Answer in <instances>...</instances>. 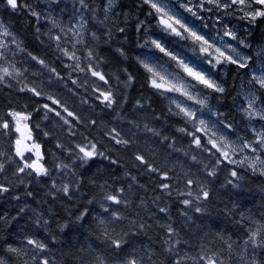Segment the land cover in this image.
<instances>
[{
    "label": "trees",
    "instance_id": "1",
    "mask_svg": "<svg viewBox=\"0 0 264 264\" xmlns=\"http://www.w3.org/2000/svg\"><path fill=\"white\" fill-rule=\"evenodd\" d=\"M25 2L40 13L39 20L27 11L13 12L0 0V22L20 44L17 48L11 42L12 37L4 38L8 41L6 61H0V66L9 67L10 71L14 66L20 73L0 83V164L4 166L0 185L9 189L0 193L3 218L0 219V258L6 264H25V261L39 264L41 257L48 258L50 264H93L96 255H104L118 262L119 258L103 241L98 226V219L109 215L101 207L106 203L110 211L118 209L125 217L116 222V230L126 234L124 258L136 255L143 257L144 264H171L165 244L169 239L166 228L171 225L178 236L171 237L170 242L179 240L176 248L182 255L215 253L226 264H253V261L264 264V248L245 249L243 244L248 232L257 223H264V175L253 172L247 160L241 165L221 157L207 143L208 135L197 132L196 125L171 104L168 96L151 86V75L144 67V61L150 58L180 74L175 61L152 41L168 52L191 42L163 30L158 14L143 0H114L107 18L104 12L107 0H85L88 9H82L79 0ZM219 13L202 8L195 22L203 25L207 34L215 30L232 31L248 46L229 40L252 61L245 69L226 61L215 67L205 64V71L225 91L215 92L194 83L205 105L193 108L215 136L223 135L239 144L241 140L255 139L253 129L264 130V121L258 118L249 121L241 110L247 107L245 97L249 90L261 97L256 107H264L261 96L264 90L250 83L253 74L264 73V18L249 23L239 17L224 19ZM81 16L87 21L84 28H80ZM56 36L61 39L57 41ZM78 39L82 43H77ZM65 49L75 52L84 71L75 68L77 61L64 55ZM33 56L37 59H32ZM91 71L103 74L108 83L92 76ZM30 88L41 94L35 95ZM101 91L113 94L116 102L111 107L102 102ZM53 100L58 104H53ZM44 105L54 111H48ZM65 108L76 119L68 116ZM11 112L28 116L20 122V131L15 130ZM4 122H8L7 129ZM225 124L231 128H225ZM145 125L160 134L153 135L145 130ZM113 128L131 141L128 147L116 144L109 137L107 133ZM181 128L185 131H179ZM189 133L202 137L201 143L209 151L197 148ZM17 139L21 141L19 148L24 159L44 165L49 170L48 176L38 177L31 169L18 172L24 161L16 155ZM90 143L96 144L108 159L101 156L87 162L79 159L83 154L77 146ZM34 145H39V149ZM137 153L159 172H147L135 160ZM252 155L245 150L231 159L240 161ZM112 160L117 163L113 164ZM212 170L215 175L208 176ZM232 171L237 172V177L231 175ZM160 173H167L168 179H162ZM189 179L198 182L192 185L194 194L202 187L209 192V198L186 208L182 200L191 197L180 193L188 190ZM163 183H169L170 189L161 190L159 185ZM64 184L70 186L71 198L58 191ZM121 188L128 202L126 206L103 201L104 192L116 193ZM197 204L202 209L199 213L195 211ZM160 208L166 211L161 212ZM85 209L88 215L78 221L77 216ZM45 220L47 224L43 223ZM27 238L47 245L48 250L40 252L36 261L32 257L39 250L28 245ZM229 241L231 254L227 248ZM10 246L23 249V254H10L7 251Z\"/></svg>",
    "mask_w": 264,
    "mask_h": 264
},
{
    "label": "snow or ice",
    "instance_id": "2",
    "mask_svg": "<svg viewBox=\"0 0 264 264\" xmlns=\"http://www.w3.org/2000/svg\"><path fill=\"white\" fill-rule=\"evenodd\" d=\"M7 7H9L13 12H19V11H27L31 16L36 17L37 20L40 19V13L35 11L31 5L27 4L25 0H4ZM53 2H59V0H53ZM80 6L82 9H88L89 5L85 2V0H79ZM145 4H148L157 14H158V22L159 25L163 26L164 30L169 31L170 33L175 34L176 36L181 37V39H185L187 37H190L193 42H198L201 45L200 51L206 52L209 48H212L213 45L209 44L208 41L202 36L199 35L194 29L189 28L185 23H183L180 19L176 18L175 15L170 14V10H167V5L164 3V0H143ZM208 3L214 4L216 7L220 8L223 7L225 9L232 7V5H236L237 8L236 11L242 12L243 15L239 17L240 19H247L249 23H254L258 18H264V0H225V3L221 4L220 0H207ZM114 6V0H107V6L104 8V12L106 14L109 10ZM258 6V7H257ZM189 12H192L191 8L186 9ZM193 15H196V13L193 12ZM199 18V17H197ZM81 23L80 28H84L87 21L84 20V17L81 16ZM179 29L183 30V33H187V37H185L180 31H178L177 27ZM139 30V29H138ZM76 34L79 36L80 32L79 29H76ZM121 32L124 31V29H120ZM225 36L230 37L233 40H237V43L240 45H244L247 47L248 45L244 40L237 39V36L232 31H226L224 33ZM12 37L11 42L16 44V47L19 48L20 44L16 41L15 35L9 31V28L5 26L2 22H0V61H6V54L5 50L8 47V41L4 38ZM93 38H95V34L93 33ZM55 39L59 41L61 39L60 36H56ZM77 43H82L81 39H78L76 41ZM152 43L160 49L161 52L167 53L165 49L158 43L157 41H152ZM206 45V47H204ZM223 48H226L227 51L231 54L226 55L225 51L221 49V47H217L214 49V51L218 54V57L216 58V64H222L223 62H227L229 64L236 65L239 69H245L248 67V62L251 59V57L242 56L235 47H232L231 45H222ZM23 50V49H21ZM124 53L121 52V55ZM64 55L68 56L69 59H74L77 61L75 64V68L79 71H84L85 69L81 67L79 61V57L76 56L75 52L69 53L66 49L64 50ZM92 56V53L89 52L88 58L90 59ZM235 57V58H234ZM32 59H37L35 56L32 57ZM172 59H176L175 56L172 57ZM39 63L43 64V61H38ZM180 66L183 68V70L187 73L189 77L192 78V80L196 81L197 84L202 85L204 88L211 89L215 92L223 93L225 89L217 84L214 80H212L209 76L206 74L196 71L194 68L189 67L187 64H184L183 61H178ZM145 69L151 74V86L158 91H164V92H176L179 93L181 96H184L186 100H192L194 103H198L201 106L205 105V99L198 98L197 95H193L191 90L196 89V85L180 82L179 84H173L168 81H165L163 77H159L158 74L154 71L152 67H150L147 63L144 64ZM215 67V65H213ZM20 73L15 70L13 66V70L10 71L9 67L7 66H0V83H3L5 81V78H14V75H19ZM91 75L94 77H98L101 81H104V83H108V81L105 79L104 75L101 74L98 71H91ZM129 82L132 80V77H128ZM163 81V82H158ZM75 83V81H73ZM250 83H254L255 85H258L259 89L264 90V73H261L260 75L253 74L250 80ZM24 89L22 88L21 91ZM29 91H32L35 95L39 96L41 93L37 92L35 89L30 88ZM100 95L104 98L102 102L106 104V106L111 107L112 104H114L115 98L111 91H109L107 94L103 91L100 92ZM261 96H264V93H261ZM246 101H247V107H242V112L244 115L248 118L249 121L253 119H259L261 121H264V107L257 108V102L261 99V97L257 96L256 93L249 90V93L246 95ZM175 102V101H174ZM53 104H58V101L53 100ZM45 108H48V111H54V109L48 107V105H44ZM176 107L179 108L180 113H183V115L190 120H195V112L188 107L181 106L180 103H176ZM65 112H67V115L70 117H73V119H76L74 114L71 111H68L66 108L64 109ZM13 117V119L16 122L15 130L20 131V122L22 120H27L28 116L22 115L18 112H11L9 113ZM56 115H60V112H56ZM63 119V117H61ZM66 124L69 123L67 119L64 120ZM199 124L201 127L197 128V132H204L208 133L209 129L208 126L205 124V121L203 119L199 120ZM8 122L3 123V127L5 129L8 128ZM225 128L230 129V124H225ZM145 130L150 131L153 133V135H159L160 133L156 131L155 129L149 128L147 125H145ZM179 131L184 132L185 129L181 128ZM254 135L255 139L252 141H243L241 140L239 144L235 141H229L226 136H219L216 139H213L212 137L215 136V132L212 133L211 136H209V139L207 141L208 144L212 145V148L215 149L217 153L220 154L221 157L228 160L230 163H239L241 165L244 164L245 160L248 161V167L253 171L259 173L261 175H264V130H255ZM109 137L118 145H122L124 147H128L131 141L124 139L120 132L113 128L109 133H107ZM189 135H192L193 142L196 145L197 148H200L202 151H209L202 143V137L195 136L193 133H189ZM164 139H167V137H164ZM17 151L16 155L20 156L21 159L24 161L23 167L18 168V172L23 173L25 169H31L32 172H35L36 175L39 176H48L49 170L42 164H40L38 161H31L25 160L22 151L19 148V145L21 144V141L17 139ZM35 148L39 149V145H34ZM79 148V152L82 153V156H79V159L82 161L87 162L88 160L94 159L96 156L104 157L105 159H108V157L105 156L104 152L98 151L97 145L94 143L86 144L83 146H77ZM245 150L251 152L253 155L251 158L245 157L244 160L236 161L232 160L231 157L234 155H237L240 152H244ZM38 159L39 153L37 152ZM196 158L193 157V160ZM135 160L139 162L140 165L145 166V170L147 172L153 173V172H159L157 168H155L153 165L148 163V161L145 159V157L139 153L135 154ZM113 164L117 163V161L112 160ZM219 159L217 160V163H219ZM64 168H67L68 165H63ZM3 164H0V172L3 171ZM31 175V173H29ZM215 170L209 171L208 176H214ZM231 175L233 177H237V172L232 171ZM160 176L162 179L167 180L168 176L167 173H160ZM133 182L136 181V177L131 178ZM194 183H198L196 181H193L189 179L187 181L188 190L184 193H180V195H187L188 197H191V199H184L182 200V204L187 208L189 206H193L195 202H199L200 200H206L209 198V192L205 190L204 188L200 187L199 190L194 194V192L191 190L192 185ZM229 183L231 184L232 181L230 180ZM53 187H56L54 184ZM103 187V186H102ZM161 190L170 189L171 185L169 183H163L159 185ZM9 189L7 187H4L3 185H0V193L8 192ZM58 191H62L65 196H70V186L68 184H64L61 188L58 189ZM123 192L124 189L121 188L116 191V193H113L111 191H106L103 194V201L105 202H111V204L115 205H127V200L123 198ZM172 193L169 191L168 195H171ZM31 195V193H29ZM19 199V197H16ZM91 203V201H89ZM101 207L103 208V211L105 213H109L107 217H100L98 219V226L101 228V236L103 241L107 244V246L112 250L113 254L119 258L118 262L111 259V257L104 256V255H96L93 261V264H144L143 257H139L136 255H130L127 258H124L122 255V252L124 250V246L127 243L125 239V233L118 232L116 230V222L125 219L123 217L118 209H113L110 211V206L106 203H102ZM161 212H165V208H160ZM196 212H201V207L195 206ZM88 215V210L85 209L80 215L77 216L78 221L84 220L85 216ZM0 219H3L0 217ZM41 222L40 218L37 219V224ZM43 223L47 224V221H43ZM143 227V226H141ZM167 234L168 238L165 240L166 252L169 254L171 258V264H188L190 261L191 264H200L201 261L204 262V264H226L224 259H221L218 254L213 255H206V254H200L198 253L196 256H189L187 253H184L183 255L181 252L176 248V244L179 243V240H176L175 243H171V237L174 235L178 236V233H176V230L172 228L171 225H168L167 228ZM26 243L28 245H31L34 249H38L39 252L35 253L32 257L33 261H36L37 256L40 252H46L47 245L43 242H41L38 239L34 238H27ZM243 244L245 246V249L247 247L252 248H264V223H257L256 226L251 229L248 232L247 239L243 241ZM227 248L229 254L232 252V243L229 241L227 243ZM7 251L10 254H14L16 256H21L23 254V249L16 248V247H8ZM151 260L152 257H149ZM243 259V257H241ZM0 264H6V261L2 258H0ZM25 264H27V261H25ZM39 264H50V261L46 257H41ZM253 264L255 262L253 261Z\"/></svg>",
    "mask_w": 264,
    "mask_h": 264
},
{
    "label": "rangeland",
    "instance_id": "3",
    "mask_svg": "<svg viewBox=\"0 0 264 264\" xmlns=\"http://www.w3.org/2000/svg\"><path fill=\"white\" fill-rule=\"evenodd\" d=\"M170 1H173V3H171ZM164 3L167 5V10H170V14L175 15L176 18L180 19L189 28L194 29L199 35H202L208 41L209 44L213 45V47L209 48L206 52H201L200 51L201 45L198 42H193V40L190 37H187V33H183V30L179 29V27L176 26L178 31L182 32L187 37V39L191 42V44H185L183 46L180 45L181 48H179V50L174 49L173 52H171L172 49L168 52L164 48V46L162 45L161 46L165 49L167 53H169L168 54L169 57L171 58L173 56L176 57V59L175 60L173 59V60L175 61V66L180 72V74L173 72L169 68L162 66L161 64H158L157 62H154L150 58H147L144 61V64L147 63L150 67H152L154 71L158 74V76L163 77L165 81H168L173 84H179L180 82H185V83H190V84L196 83V81L192 80V78L187 75V73L183 70V68L178 63V61H183L184 64H187L189 67L194 68L196 71L206 74L212 80H214L209 75V73L205 71V64L217 65L216 58L218 57V54L214 51V49L217 47H221V49L225 51L226 55L231 54L227 51L226 48L222 47V45H225V44L235 47L242 56L248 57L244 51H242L238 46H236L232 41L229 40L230 37L224 35V33L228 30L226 31L224 30L222 32L215 30L213 31L212 34H207L206 33L207 30H205L203 25H198V23L195 22V20L198 19L197 12L202 8H204L207 12L211 10L220 12L219 13L220 16H224V19H231L232 17H241L243 13L235 10L237 8L236 5H232V7L225 9L223 7L218 8L214 4L208 3L207 0H164ZM220 3L221 4L225 3V0H220ZM176 5H178L181 9H178ZM187 8H191L192 12L187 11L186 10ZM180 10H184L188 14L187 15L188 17L182 11L180 12ZM228 10H230V12ZM193 12L196 13V15H193ZM161 28L164 30L163 26H161ZM204 47H206V45ZM249 61H252V60L250 59ZM254 67L255 65L254 66L252 65L253 70H254ZM151 79H152V76H151ZM158 82H163V81L158 80ZM164 93L168 96L169 101H171V104L175 108H177L176 103H180L181 106L191 108L194 111L195 109L193 107L198 105V103H194L192 100H186L185 97L181 96L179 93H176V92H164ZM192 94L197 95L195 90L192 91ZM177 109L179 110V108ZM199 110H201V106H199L198 111ZM181 114L183 115V113ZM195 117L196 119L191 120V121L196 125L197 128H199L201 127V125L199 124V120L200 119L204 120V118L202 117V115L199 114V112H195ZM205 124L208 126L206 122ZM208 129L209 131L207 134L202 131L201 132L208 135L209 137L212 135L213 132L211 131L209 126H208ZM217 137L218 136H215V138L214 137L212 138L216 139Z\"/></svg>",
    "mask_w": 264,
    "mask_h": 264
}]
</instances>
